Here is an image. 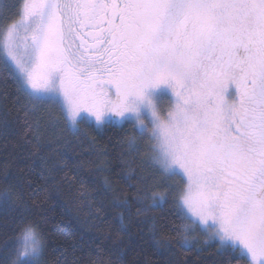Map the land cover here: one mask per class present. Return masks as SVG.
<instances>
[{"label":"snow or ice","instance_id":"obj_1","mask_svg":"<svg viewBox=\"0 0 264 264\" xmlns=\"http://www.w3.org/2000/svg\"><path fill=\"white\" fill-rule=\"evenodd\" d=\"M7 8L18 19L0 23V74L32 109H58L73 133L81 124L130 125L126 155L147 147L145 162L165 187L150 195L138 187L135 215L152 220L159 245L192 248L198 231L236 264H264V0H13ZM8 133L5 114L0 135ZM3 181L0 210L19 217L14 240L0 243L5 264H42L40 221L18 205L7 164ZM120 206L131 213L128 199ZM165 211L181 221L176 238L157 239L150 214ZM119 220L127 232L129 217Z\"/></svg>","mask_w":264,"mask_h":264},{"label":"trees","instance_id":"obj_2","mask_svg":"<svg viewBox=\"0 0 264 264\" xmlns=\"http://www.w3.org/2000/svg\"><path fill=\"white\" fill-rule=\"evenodd\" d=\"M12 3L3 0L0 23L18 18L15 9L7 8ZM5 114L9 133L0 135V188L7 164L18 205L27 207L29 219L40 221L42 264H107L115 259L116 249L123 250L118 264H236L235 258L218 252L214 242L202 239L192 248L172 239L166 251L152 236V220L135 215L140 207L134 203L136 189L150 195L164 191L165 185L159 171L145 162L149 151L143 142L140 153L126 155L123 141L132 134L130 125L98 130L81 124L73 133L58 109H32L13 81L0 74V118ZM28 125L37 131H29ZM168 183L184 186L178 178ZM124 199L133 205L131 213L120 206ZM121 213L129 217L127 232H118ZM150 215L160 226L157 239L177 237L181 221L174 215ZM18 218L15 211L0 210V243L14 240ZM0 264H5L2 251Z\"/></svg>","mask_w":264,"mask_h":264},{"label":"rangeland","instance_id":"obj_3","mask_svg":"<svg viewBox=\"0 0 264 264\" xmlns=\"http://www.w3.org/2000/svg\"><path fill=\"white\" fill-rule=\"evenodd\" d=\"M18 19V18H17ZM167 103L165 102V104L163 105V107H164V109L166 110L167 109ZM86 115V114H85ZM190 235H192L193 237H194V239H195V243H197L198 242V239L200 240V239H202L205 243L206 242H209V241H211V240H207L206 239V237H205V235L203 234V233H200V232H195V233H191ZM201 235V236H200Z\"/></svg>","mask_w":264,"mask_h":264}]
</instances>
